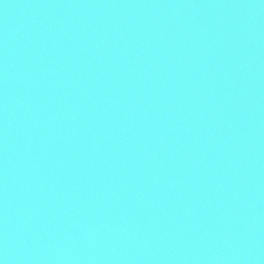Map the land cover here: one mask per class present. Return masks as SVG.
Here are the masks:
<instances>
[{
    "label": "water",
    "instance_id": "95a60500",
    "mask_svg": "<svg viewBox=\"0 0 264 264\" xmlns=\"http://www.w3.org/2000/svg\"><path fill=\"white\" fill-rule=\"evenodd\" d=\"M0 264H264V0H0Z\"/></svg>",
    "mask_w": 264,
    "mask_h": 264
}]
</instances>
